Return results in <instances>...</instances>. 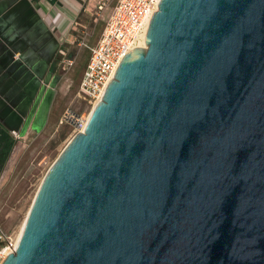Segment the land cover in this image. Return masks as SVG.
Here are the masks:
<instances>
[{"label": "water", "instance_id": "95a60500", "mask_svg": "<svg viewBox=\"0 0 264 264\" xmlns=\"http://www.w3.org/2000/svg\"><path fill=\"white\" fill-rule=\"evenodd\" d=\"M158 6L2 264H264V0Z\"/></svg>", "mask_w": 264, "mask_h": 264}, {"label": "crops", "instance_id": "0c3cea01", "mask_svg": "<svg viewBox=\"0 0 264 264\" xmlns=\"http://www.w3.org/2000/svg\"><path fill=\"white\" fill-rule=\"evenodd\" d=\"M94 1L0 0L1 128L23 137L60 124L57 63L74 21Z\"/></svg>", "mask_w": 264, "mask_h": 264}, {"label": "rangeland", "instance_id": "374dc122", "mask_svg": "<svg viewBox=\"0 0 264 264\" xmlns=\"http://www.w3.org/2000/svg\"><path fill=\"white\" fill-rule=\"evenodd\" d=\"M98 1L74 21L70 30L72 42L60 53L58 99L65 113L60 124L50 126L44 133H32L18 140L13 135L10 137V147L0 171V224L17 238L46 172L75 135L72 121L66 118L67 111L86 116L91 113L93 105L79 94L80 81L92 55L91 47L101 39L105 21L113 10L109 7L98 17ZM116 1L111 0L110 4ZM83 41L88 47L81 45Z\"/></svg>", "mask_w": 264, "mask_h": 264}, {"label": "built area", "instance_id": "2783aa9c", "mask_svg": "<svg viewBox=\"0 0 264 264\" xmlns=\"http://www.w3.org/2000/svg\"><path fill=\"white\" fill-rule=\"evenodd\" d=\"M161 0H117L111 5V0H100L96 5L98 17L109 7L113 10L105 21L101 39L91 47V57L80 81L79 94L93 107L102 100L109 81L113 79L121 60L134 47L140 46L146 39L152 15L158 11ZM72 42V34L67 36ZM81 45L88 47L87 42ZM64 53V51H61ZM73 64L72 61H68ZM92 107V109H93ZM91 113L78 115L67 111L66 118L70 119L77 132L85 131ZM15 140L21 138L17 131L12 132ZM19 240L13 234L4 230L0 224V264L6 257L16 251Z\"/></svg>", "mask_w": 264, "mask_h": 264}, {"label": "flooded vegetation", "instance_id": "af4514ba", "mask_svg": "<svg viewBox=\"0 0 264 264\" xmlns=\"http://www.w3.org/2000/svg\"><path fill=\"white\" fill-rule=\"evenodd\" d=\"M12 133L5 130L3 127L0 126V171L3 166L4 158L8 152L10 147V137Z\"/></svg>", "mask_w": 264, "mask_h": 264}, {"label": "bare ground", "instance_id": "6f19581e", "mask_svg": "<svg viewBox=\"0 0 264 264\" xmlns=\"http://www.w3.org/2000/svg\"><path fill=\"white\" fill-rule=\"evenodd\" d=\"M140 46L144 47V46H145V41H144ZM24 224H25V222H24ZM24 224L22 225V227H21V229H20V232L18 233V234H19V235H18V240H19L20 237H21V232H22V229H23V227H24Z\"/></svg>", "mask_w": 264, "mask_h": 264}]
</instances>
